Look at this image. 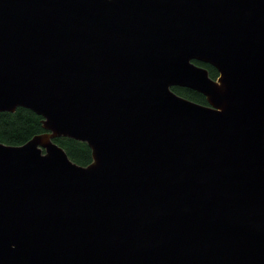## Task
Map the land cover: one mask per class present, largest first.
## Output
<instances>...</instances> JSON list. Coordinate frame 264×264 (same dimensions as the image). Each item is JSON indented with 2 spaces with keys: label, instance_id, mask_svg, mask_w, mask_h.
<instances>
[{
  "label": "water",
  "instance_id": "1",
  "mask_svg": "<svg viewBox=\"0 0 264 264\" xmlns=\"http://www.w3.org/2000/svg\"><path fill=\"white\" fill-rule=\"evenodd\" d=\"M18 108L46 132L0 143V264H264V0H0Z\"/></svg>",
  "mask_w": 264,
  "mask_h": 264
},
{
  "label": "trees",
  "instance_id": "2",
  "mask_svg": "<svg viewBox=\"0 0 264 264\" xmlns=\"http://www.w3.org/2000/svg\"><path fill=\"white\" fill-rule=\"evenodd\" d=\"M195 63L206 68L211 78H218V72L212 66ZM173 91L185 99L207 105L206 98L198 92L185 88H173ZM45 132L43 118L29 109L18 108L15 113H0V143L2 144L22 146L33 137ZM54 142L65 150L74 163L84 167L92 163V152L86 143L68 138H59Z\"/></svg>",
  "mask_w": 264,
  "mask_h": 264
}]
</instances>
